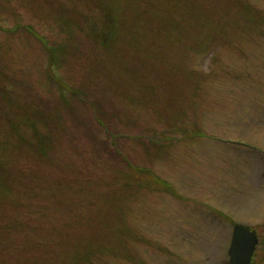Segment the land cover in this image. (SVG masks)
Segmentation results:
<instances>
[{
  "label": "rangeland",
  "instance_id": "1",
  "mask_svg": "<svg viewBox=\"0 0 264 264\" xmlns=\"http://www.w3.org/2000/svg\"><path fill=\"white\" fill-rule=\"evenodd\" d=\"M236 224L263 262L264 0H0V264H230Z\"/></svg>",
  "mask_w": 264,
  "mask_h": 264
},
{
  "label": "water",
  "instance_id": "2",
  "mask_svg": "<svg viewBox=\"0 0 264 264\" xmlns=\"http://www.w3.org/2000/svg\"><path fill=\"white\" fill-rule=\"evenodd\" d=\"M257 236L242 225H236L230 248L231 264H250Z\"/></svg>",
  "mask_w": 264,
  "mask_h": 264
}]
</instances>
